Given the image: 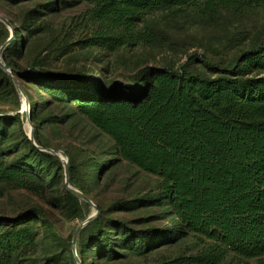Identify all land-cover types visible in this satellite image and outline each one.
<instances>
[{
  "label": "rangeland",
  "instance_id": "obj_1",
  "mask_svg": "<svg viewBox=\"0 0 264 264\" xmlns=\"http://www.w3.org/2000/svg\"><path fill=\"white\" fill-rule=\"evenodd\" d=\"M203 2L149 13L136 27L151 31L148 41L110 50L91 40L95 0H0V16L14 31L1 52L11 75L0 68V264H72L75 230L93 212L67 195L62 161L33 149L20 88L34 112L38 145L68 158L69 185L102 211L97 224L91 220L76 235L81 264H258L181 226L161 177L124 159L77 110L97 94V77L119 96L114 83H131L144 66L217 77L264 32V6L210 15ZM9 34L0 21V47ZM202 56L218 70H206ZM75 76L80 80L73 82Z\"/></svg>",
  "mask_w": 264,
  "mask_h": 264
},
{
  "label": "trees",
  "instance_id": "obj_2",
  "mask_svg": "<svg viewBox=\"0 0 264 264\" xmlns=\"http://www.w3.org/2000/svg\"><path fill=\"white\" fill-rule=\"evenodd\" d=\"M195 1L95 0L89 15L97 30L91 40L110 50L146 42L151 31L136 29L146 15ZM203 6L210 15L218 8L243 14L264 6V0H204ZM200 61L206 70H218L206 56ZM79 80L73 77V82ZM96 80L97 94L80 101L79 114L109 135L124 159L161 177L168 205L181 226L263 264L264 32L217 77L183 67L144 66L135 71L131 83H114L123 96L115 90L108 94L100 78ZM33 113L32 109V121ZM33 138L42 145L36 130ZM69 170L73 171L71 165ZM67 195L77 201L70 192ZM69 256L74 264L71 251Z\"/></svg>",
  "mask_w": 264,
  "mask_h": 264
},
{
  "label": "water",
  "instance_id": "obj_3",
  "mask_svg": "<svg viewBox=\"0 0 264 264\" xmlns=\"http://www.w3.org/2000/svg\"><path fill=\"white\" fill-rule=\"evenodd\" d=\"M0 21H2L6 27L8 28V30L10 31V34L8 36V38L6 39V41L1 45L0 47V68L5 71L6 73L10 74L11 75V71L10 69L1 61V52L3 51V49L6 47V45H8L13 39H14V31L11 27V25L9 24V22L2 16H0ZM13 81L15 83L16 80L13 78ZM20 91H21V94H22V97H23V101H24V104H25V107H24V110L26 111V121L29 125V130L28 132L26 133L28 139L31 141V143L36 147L38 148L39 150H42V151H46V152H49L51 153L52 155H55L57 156L63 163L64 165V173H65V187L67 188L68 191H70L73 195L83 199L84 201H86L87 203H89L90 205H92L93 207V212L91 213V215H89L81 224H79L75 230V233H74V237L72 239V246H71V249H72V254H73V257L75 259V262L76 264H81L80 262V259L78 258L77 254H76V250H75V238H76V235L78 233V231L83 227L85 226L86 224H88L91 220H93L99 213V210L98 208L95 207V205L92 203V201L86 196L84 195L81 191L71 187L68 183V171H69V167H68V158L65 156V159H62L60 157V154H62L61 151L59 150H53L51 148H44V147H41L39 145H37L34 141V138H33V127H32V123H31V116H30V110H29V102L26 98V95L24 93V91L20 88Z\"/></svg>",
  "mask_w": 264,
  "mask_h": 264
},
{
  "label": "bare ground",
  "instance_id": "obj_4",
  "mask_svg": "<svg viewBox=\"0 0 264 264\" xmlns=\"http://www.w3.org/2000/svg\"><path fill=\"white\" fill-rule=\"evenodd\" d=\"M25 107V104H24V106H23V108ZM28 124V123H27ZM29 126V125H28ZM60 157L62 158V159H65V156H63V154H60Z\"/></svg>",
  "mask_w": 264,
  "mask_h": 264
}]
</instances>
